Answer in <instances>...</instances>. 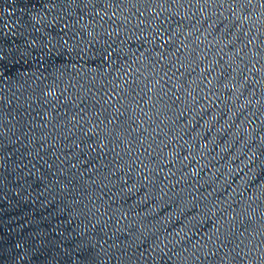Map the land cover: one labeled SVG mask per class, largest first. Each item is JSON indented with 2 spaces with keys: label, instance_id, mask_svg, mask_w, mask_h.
<instances>
[{
  "label": "water",
  "instance_id": "obj_1",
  "mask_svg": "<svg viewBox=\"0 0 264 264\" xmlns=\"http://www.w3.org/2000/svg\"><path fill=\"white\" fill-rule=\"evenodd\" d=\"M0 264H264V0H0Z\"/></svg>",
  "mask_w": 264,
  "mask_h": 264
}]
</instances>
